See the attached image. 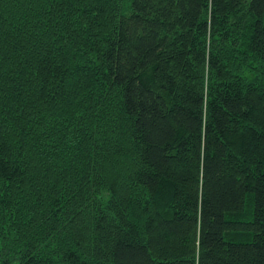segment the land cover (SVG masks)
Returning <instances> with one entry per match:
<instances>
[{
	"label": "trees",
	"instance_id": "16d2710c",
	"mask_svg": "<svg viewBox=\"0 0 264 264\" xmlns=\"http://www.w3.org/2000/svg\"><path fill=\"white\" fill-rule=\"evenodd\" d=\"M0 264H264V0H0Z\"/></svg>",
	"mask_w": 264,
	"mask_h": 264
}]
</instances>
